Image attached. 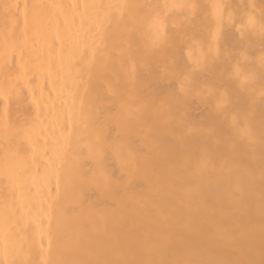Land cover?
Returning <instances> with one entry per match:
<instances>
[{
    "label": "bare ground",
    "instance_id": "6f19581e",
    "mask_svg": "<svg viewBox=\"0 0 264 264\" xmlns=\"http://www.w3.org/2000/svg\"><path fill=\"white\" fill-rule=\"evenodd\" d=\"M262 17L0 0V264H264Z\"/></svg>",
    "mask_w": 264,
    "mask_h": 264
},
{
    "label": "snow or ice",
    "instance_id": "6c2138e0",
    "mask_svg": "<svg viewBox=\"0 0 264 264\" xmlns=\"http://www.w3.org/2000/svg\"><path fill=\"white\" fill-rule=\"evenodd\" d=\"M4 7L7 9V8H12V7L18 8L19 6L18 5H5ZM24 7H25V9H27L29 6L25 5ZM212 7L215 11V15H216L217 20H218L215 38L219 39V37H220V26L223 24V22H225V20H227V22L231 23L232 22V16L230 14H226L224 12V9L226 6L223 4H214ZM246 26H255V20L253 17H251V16L248 17ZM259 32H260L261 39L264 40V17H262V19H261L260 26H259Z\"/></svg>",
    "mask_w": 264,
    "mask_h": 264
}]
</instances>
